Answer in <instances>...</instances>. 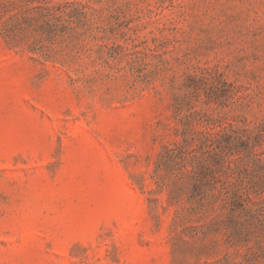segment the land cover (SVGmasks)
<instances>
[{"label":"rangeland","instance_id":"374dc122","mask_svg":"<svg viewBox=\"0 0 264 264\" xmlns=\"http://www.w3.org/2000/svg\"><path fill=\"white\" fill-rule=\"evenodd\" d=\"M0 264H264V0H0Z\"/></svg>","mask_w":264,"mask_h":264},{"label":"trees","instance_id":"16d2710c","mask_svg":"<svg viewBox=\"0 0 264 264\" xmlns=\"http://www.w3.org/2000/svg\"><path fill=\"white\" fill-rule=\"evenodd\" d=\"M229 151V148L228 146H224L222 149H220L219 152L216 153V156L217 158L219 159H223L224 155H225V152H228Z\"/></svg>","mask_w":264,"mask_h":264}]
</instances>
